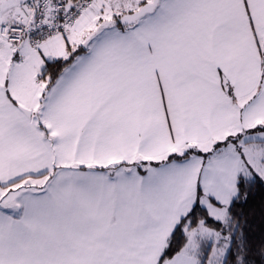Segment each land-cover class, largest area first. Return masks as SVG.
I'll return each mask as SVG.
<instances>
[{
    "label": "snow or ice",
    "instance_id": "obj_1",
    "mask_svg": "<svg viewBox=\"0 0 264 264\" xmlns=\"http://www.w3.org/2000/svg\"><path fill=\"white\" fill-rule=\"evenodd\" d=\"M0 264H264V0H0Z\"/></svg>",
    "mask_w": 264,
    "mask_h": 264
}]
</instances>
